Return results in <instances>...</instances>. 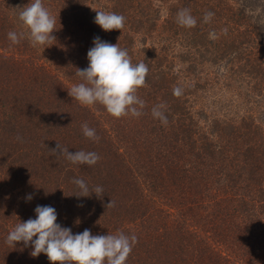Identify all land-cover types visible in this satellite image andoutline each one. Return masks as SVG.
Here are the masks:
<instances>
[{
	"label": "trees",
	"instance_id": "obj_1",
	"mask_svg": "<svg viewBox=\"0 0 264 264\" xmlns=\"http://www.w3.org/2000/svg\"><path fill=\"white\" fill-rule=\"evenodd\" d=\"M29 2L0 0V264H19L18 251L22 264H50L5 242L37 205L74 234H134L126 264H264V0H42L55 40L37 46L18 19ZM94 2L124 27L95 24ZM182 9L195 26L177 23ZM10 31L25 36L13 44ZM97 36L148 66L139 117L68 95ZM56 143L100 159L73 164L50 151ZM74 178L103 196L77 197Z\"/></svg>",
	"mask_w": 264,
	"mask_h": 264
},
{
	"label": "clouds",
	"instance_id": "obj_2",
	"mask_svg": "<svg viewBox=\"0 0 264 264\" xmlns=\"http://www.w3.org/2000/svg\"><path fill=\"white\" fill-rule=\"evenodd\" d=\"M16 8L21 9L18 19L28 30L27 38L32 46L55 40L52 33L56 30V18L43 5L42 0H30L27 5ZM95 11L94 23L104 31L121 30L124 27L123 15L104 10ZM212 15L211 12L205 13V21ZM177 23L193 27L196 20L188 9H182L177 13ZM24 36V33L18 35L15 31L8 33L13 44H18ZM87 60L89 63L86 68H77L76 74L82 82L68 89V95L83 105L100 103L110 115L117 118L129 113L134 117L142 115L141 109L145 102L136 93L146 82L148 66L144 62L133 63L127 49H122L118 43L103 41L98 36L94 37L93 46L87 52ZM174 94H178V90L174 89ZM163 107L155 106L152 114L154 118L166 123V117L161 111ZM81 129L86 138L99 141L95 129L87 123L82 124ZM50 151L57 156H64L73 164L92 166L100 159L96 152H70L59 143ZM72 182L81 193L77 197H89L95 193L100 198L104 194L101 186L90 189L83 179L74 178ZM32 199L31 194L26 197V201ZM105 207H114V202L110 200ZM34 212L35 219L29 218L16 224L6 236L5 242L13 248L22 242L24 247H31L32 257L43 253L50 264H126L134 245L138 243L134 234L129 236L123 232L94 235L90 229H84L74 234L71 228L57 223V211L50 205H37Z\"/></svg>",
	"mask_w": 264,
	"mask_h": 264
},
{
	"label": "rangeland",
	"instance_id": "obj_3",
	"mask_svg": "<svg viewBox=\"0 0 264 264\" xmlns=\"http://www.w3.org/2000/svg\"><path fill=\"white\" fill-rule=\"evenodd\" d=\"M94 4V6H95V8L98 10V9H100V3H98V2H94L93 3ZM101 10V9H100ZM54 67L55 66H53L52 64H51V68L49 69L48 67H46V68H48V70L50 71V72H52V73H55V69H54ZM213 67V68H212ZM215 67L214 66H211L210 68H208V70L210 71V72H215V69H214ZM51 69L53 70V71H51ZM57 73V72H56ZM217 77V75H216V73H214V74H212L211 75V77L210 78H212L213 80L215 79ZM63 80H64V78H63ZM68 85H70L69 87L71 88L72 86H73V83H71V82H69L68 83ZM216 85V84H215ZM215 87V86H214ZM219 87V85L217 86V88ZM223 98L225 99V97H224V95H223ZM221 102H222V100H221ZM19 252V255L18 254H16V260L18 261V259H20V262L18 261L17 263H19V264H22V261L24 262L25 260H27V261H29L26 257L27 256H23L21 253H20V251H18Z\"/></svg>",
	"mask_w": 264,
	"mask_h": 264
}]
</instances>
